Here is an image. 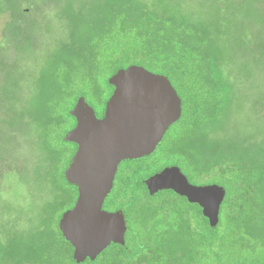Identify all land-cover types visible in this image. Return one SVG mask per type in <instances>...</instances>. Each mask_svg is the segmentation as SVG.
<instances>
[{
    "label": "trees",
    "instance_id": "1",
    "mask_svg": "<svg viewBox=\"0 0 264 264\" xmlns=\"http://www.w3.org/2000/svg\"><path fill=\"white\" fill-rule=\"evenodd\" d=\"M201 3L90 0L86 13L81 8L66 14L68 34L52 44L31 77L10 74L18 83L29 81L32 92L23 109L15 93L0 99V138L12 137L7 130L18 123L27 127L26 136L36 130L39 142L28 138L40 150L34 173L48 196L37 200L43 203L38 218L21 214L7 199L26 180L16 183V173L0 170V264H77L58 229L77 198L64 177L77 149L64 141L76 125L70 111L83 96L101 119L114 92L108 79L130 66L166 75L182 101V116L171 143L157 149L163 147L160 156L125 161L118 169L103 210L123 211L126 246L112 244L83 264H264V134L236 138L226 133L224 120L233 97L224 73L229 51L237 38L244 36L245 46L256 42L245 27L238 36L231 33L235 15L224 0ZM245 16L257 29L264 24V10ZM262 48L264 59V42ZM172 166L193 185L225 189L216 227L197 204L172 191L148 194L144 181Z\"/></svg>",
    "mask_w": 264,
    "mask_h": 264
},
{
    "label": "water",
    "instance_id": "2",
    "mask_svg": "<svg viewBox=\"0 0 264 264\" xmlns=\"http://www.w3.org/2000/svg\"><path fill=\"white\" fill-rule=\"evenodd\" d=\"M108 85L114 92L103 117L98 119L81 96L70 111L76 125L64 137L77 147L64 173L67 183L77 189V198L62 214L58 229L77 264L95 261L112 244L126 246L128 227L123 211L103 210L118 168L125 161L151 156L182 116V101L166 75L130 66L111 76ZM144 185L150 196L172 191L186 198L201 208L211 227L218 225L224 188L193 185L175 166L149 177Z\"/></svg>",
    "mask_w": 264,
    "mask_h": 264
},
{
    "label": "rangeland",
    "instance_id": "3",
    "mask_svg": "<svg viewBox=\"0 0 264 264\" xmlns=\"http://www.w3.org/2000/svg\"><path fill=\"white\" fill-rule=\"evenodd\" d=\"M89 1L0 0V99H6L8 93H15L22 100L21 109L25 107L32 92L29 88L30 82L18 83L14 80L15 78H12L16 77V74L11 76L10 74L27 73L31 77L33 70L39 68L42 60L50 52L52 44L68 34L69 21L66 20V14L72 12V9L76 12L81 8L86 13V3ZM188 1L203 5L201 3L203 0ZM224 2L227 3L226 6L230 12L235 15L231 17L234 22L231 33L238 36L245 32L243 31L245 27L246 34L249 32V37L256 42L245 46L248 40L244 36L236 37L238 44L229 51L230 58L224 67V73L227 77L230 76L233 86V97L224 118L226 133L240 139L247 137L251 141L262 138L260 135L264 134V102L261 99L263 95L264 101V59L260 55L264 42L262 40L264 24L257 26L260 27L257 29L255 25L259 24L250 17L247 19L245 15L261 13L264 10V4L263 0H224ZM66 8L68 11H65ZM256 10L258 12H255ZM225 28L226 26L223 25L222 29ZM232 36L231 34V38ZM225 38L227 42H231L230 38ZM257 85L261 88L254 90ZM26 129L24 124L18 123L7 130L8 134L13 133L12 137L0 138V170L3 173L10 171L16 173L14 175L16 183L19 178L26 180L25 183H17L7 201L21 207V214L34 215L38 218L43 203L37 200L46 198L48 194L38 183L34 173L37 154L40 150L38 146L33 148L28 138L39 142L34 137L36 130L32 128V134L26 136ZM174 133H169L163 142L171 143L170 138L174 136ZM162 150L163 147L156 150V156H160ZM154 159L160 160L158 157ZM30 203L38 204L29 205ZM3 205L5 204H2V198H0V207Z\"/></svg>",
    "mask_w": 264,
    "mask_h": 264
},
{
    "label": "flooded vegetation",
    "instance_id": "4",
    "mask_svg": "<svg viewBox=\"0 0 264 264\" xmlns=\"http://www.w3.org/2000/svg\"><path fill=\"white\" fill-rule=\"evenodd\" d=\"M179 121H180V120H179ZM179 121H178V122H179ZM178 122H177V123H178ZM175 125H176V123H175L174 125H172V126L168 129V131L166 132L165 136L163 137L161 143L165 140V138L168 137V134L171 133V131H172V129H173V127H174ZM161 143L159 144V146L161 145ZM159 146H158V147H159ZM158 147H157V149H158ZM157 149H156V150H157ZM155 152H156V151H155ZM121 164H122V163H121ZM119 167H120V166H119ZM172 167H174V166H172ZM166 168H168V167H166ZM118 169H119V168H118ZM164 169H165V168H164ZM164 169H163V170H164ZM117 172H118V171H117Z\"/></svg>",
    "mask_w": 264,
    "mask_h": 264
}]
</instances>
